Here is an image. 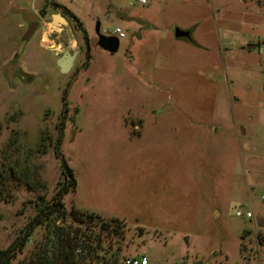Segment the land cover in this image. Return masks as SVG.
<instances>
[{
  "label": "rangeland",
  "instance_id": "rangeland-1",
  "mask_svg": "<svg viewBox=\"0 0 264 264\" xmlns=\"http://www.w3.org/2000/svg\"><path fill=\"white\" fill-rule=\"evenodd\" d=\"M56 3L78 22L27 39L15 11ZM118 12L151 27L140 37ZM117 27L126 38L110 52L99 41ZM66 52L77 53L69 73ZM0 122V168L18 161L45 185L7 182L1 250L62 189L66 163L67 211L126 224L108 256L119 264H264V0H0Z\"/></svg>",
  "mask_w": 264,
  "mask_h": 264
},
{
  "label": "trees",
  "instance_id": "trees-1",
  "mask_svg": "<svg viewBox=\"0 0 264 264\" xmlns=\"http://www.w3.org/2000/svg\"><path fill=\"white\" fill-rule=\"evenodd\" d=\"M55 10L77 21L65 7L55 4ZM190 41L198 45L192 39ZM2 129L0 122V134ZM33 176L29 166L21 169L18 161L0 168V198L6 191L8 181L18 182L31 191H36L38 187L45 188L40 179ZM62 177V189L52 201L38 204L37 215L24 233L10 247L0 249V264H13L18 254L25 250L35 230L41 226L45 227L43 238L23 264H119L116 254L108 256L112 251L114 238L124 239L126 224L119 219H105L75 207L67 211L64 199L76 190L77 181L66 163L63 165ZM68 219H71L72 223H68ZM258 243L264 246L263 234L258 235Z\"/></svg>",
  "mask_w": 264,
  "mask_h": 264
},
{
  "label": "water",
  "instance_id": "water-1",
  "mask_svg": "<svg viewBox=\"0 0 264 264\" xmlns=\"http://www.w3.org/2000/svg\"><path fill=\"white\" fill-rule=\"evenodd\" d=\"M15 12L22 14L24 17V20L27 23L35 22L31 26L28 34L26 35L27 39L30 38L33 35V33L36 31V29H37L39 23L41 22L42 18L36 13H29V12L22 11V10H17ZM116 15H117V17L122 18L123 20H125L127 22H134V23L138 24L139 26L143 27L144 29H149L151 27L145 21H142L138 18L130 17L123 12H118ZM55 17H56V21L61 22L59 27H64V26H67L69 24V22L67 21V19L63 15H56ZM175 37L178 39H188V40L192 39L190 31H184L181 29L176 30ZM99 44L105 50H108L110 52H115L118 50V48L120 46V39L118 37H115V36H113V37L101 36ZM249 48L251 49V47H249ZM76 57H77V53L66 52L60 58L59 66H60L61 71L63 73H69L71 71V69L73 68L74 62L76 60ZM9 70H10V67H9Z\"/></svg>",
  "mask_w": 264,
  "mask_h": 264
},
{
  "label": "built area",
  "instance_id": "built-area-1",
  "mask_svg": "<svg viewBox=\"0 0 264 264\" xmlns=\"http://www.w3.org/2000/svg\"><path fill=\"white\" fill-rule=\"evenodd\" d=\"M141 4H146L147 0H138ZM104 35H107L106 32H103ZM111 36L118 37L119 39H124L126 38V34L123 32V30L120 27H117L114 32L111 34ZM52 48H55L53 45ZM263 201H264V196H263ZM237 217H243L245 216L248 219L253 218L252 212L248 211L246 213L242 211L237 212ZM124 264H149L146 258H136V257H131L125 260Z\"/></svg>",
  "mask_w": 264,
  "mask_h": 264
},
{
  "label": "crops",
  "instance_id": "crops-1",
  "mask_svg": "<svg viewBox=\"0 0 264 264\" xmlns=\"http://www.w3.org/2000/svg\"><path fill=\"white\" fill-rule=\"evenodd\" d=\"M57 5H60V6H62L60 3H56ZM45 8L44 7H42V6H39V7H35L34 8V10L31 12V13H38V12H40V11H43ZM46 11V13H47V16H46V18H45V20H44V22H43V24H45V26L47 27V28H56L55 27V25H57V27H59V25L61 24V22L60 21H56V15H63L62 14V12L61 11H53L51 14H48V12H47V10H45ZM64 16V15H63ZM117 16V15H116ZM65 17V16H64ZM66 18V17H65ZM59 28H61V27H59ZM142 28V27H141ZM142 33L141 34H139L138 36H142L143 35V32H144V30H147V29H144V28H142ZM184 31H186V30H184ZM141 32V31H140ZM191 32V31H190ZM194 33H195V31H194ZM191 35H192V32H191ZM139 37V38H140ZM178 39V38H177ZM120 40H122V39H120ZM186 40H188V39H186ZM43 41H44V39H43ZM188 41H190V40H188Z\"/></svg>",
  "mask_w": 264,
  "mask_h": 264
},
{
  "label": "flooded vegetation",
  "instance_id": "flooded-vegetation-1",
  "mask_svg": "<svg viewBox=\"0 0 264 264\" xmlns=\"http://www.w3.org/2000/svg\"><path fill=\"white\" fill-rule=\"evenodd\" d=\"M36 14H38L41 18H42V20H41V22L39 23V25H38V27L37 28H39L40 27V25L41 24H43V22H44V20H45V18H46V16H47V13H46V11L45 10H43V11H40V12H38V13H36ZM63 14V13H62ZM64 15V14H63ZM65 17H66V19H67V21L69 22V24L67 25V26H64V27H70V23H71V20L73 19L72 17H70V16H67V15H64ZM35 22H30L29 23V25L30 26H32L33 24H34ZM143 28V27H142ZM90 52V48H88V53ZM74 53H76V52H74ZM77 58V57H76ZM76 61V60H75ZM74 65H75V62H74ZM74 65H73V67H74ZM11 68H13L14 70H16L17 69V67H16V65L13 63V64H11V66H10Z\"/></svg>",
  "mask_w": 264,
  "mask_h": 264
}]
</instances>
